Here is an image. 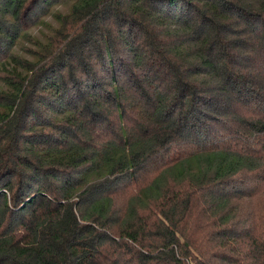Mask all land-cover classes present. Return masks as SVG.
Returning a JSON list of instances; mask_svg holds the SVG:
<instances>
[{
	"label": "trees",
	"instance_id": "trees-1",
	"mask_svg": "<svg viewBox=\"0 0 264 264\" xmlns=\"http://www.w3.org/2000/svg\"><path fill=\"white\" fill-rule=\"evenodd\" d=\"M221 150L264 180V0H0V264H264Z\"/></svg>",
	"mask_w": 264,
	"mask_h": 264
},
{
	"label": "rangeland",
	"instance_id": "rangeland-1",
	"mask_svg": "<svg viewBox=\"0 0 264 264\" xmlns=\"http://www.w3.org/2000/svg\"><path fill=\"white\" fill-rule=\"evenodd\" d=\"M59 9H61L62 11H66V7L64 6H59ZM45 20L47 22H51V18L49 15H47L45 17ZM53 24H55L54 22H52ZM41 29L46 30V27L44 25H34L32 26L29 31H32L33 33L39 34ZM220 139H222V137H220L217 141H221ZM184 160H186V164L189 168V170L192 173H197L198 172V167L199 164L203 161L206 163V165L208 164L209 166L214 165L216 166V168L220 171V170H233V169H237L239 167L242 166H246V170L244 171V173L246 174L248 178V181L243 184H237L235 183H231L229 184L230 189H235L238 188L236 191H238L239 189L243 190V197L242 200L243 202V214L245 215V217H247L248 219L253 218L257 214L262 215L264 217V196L261 197V194H264V180L261 179H257L254 174L256 172V170L254 168H252V165H254L255 163V159H253L250 156H245V155H239L237 153H229L226 152L224 150L221 151H214V152H199L196 154H193L191 156H188L184 158ZM147 163H145L146 165ZM154 168V166H152ZM173 170L175 173V176L178 177V175L180 174L181 170H182V166L181 163L179 161L175 162L173 165ZM260 169H258L257 171H259ZM151 175V171L149 169L148 172H141L140 174H137L136 176L139 177L138 180L136 181L135 179L131 180L129 183L123 185L115 194H114V198H115V209L116 210H121V208H123V212L125 211V203L129 198V195H131L132 193H135V197L136 196H141V198H144V195H146V191L143 186H139V184H142L144 182H146V180L149 179ZM151 193L153 194V196H156V192L153 190H151ZM237 195L239 196V193H237ZM142 199V200H143ZM143 200V201H144ZM104 201H106L104 199ZM145 202V201H144ZM250 222V221H249ZM255 222L256 224L259 225L258 219L256 220V216L255 219L250 222L251 224ZM254 226V225H253Z\"/></svg>",
	"mask_w": 264,
	"mask_h": 264
}]
</instances>
